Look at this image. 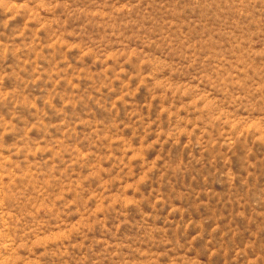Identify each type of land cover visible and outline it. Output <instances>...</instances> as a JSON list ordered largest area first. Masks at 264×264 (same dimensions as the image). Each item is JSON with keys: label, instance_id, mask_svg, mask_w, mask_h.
I'll return each instance as SVG.
<instances>
[{"label": "rangeland", "instance_id": "rangeland-1", "mask_svg": "<svg viewBox=\"0 0 264 264\" xmlns=\"http://www.w3.org/2000/svg\"><path fill=\"white\" fill-rule=\"evenodd\" d=\"M0 264H264V0H0Z\"/></svg>", "mask_w": 264, "mask_h": 264}]
</instances>
